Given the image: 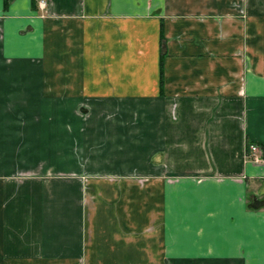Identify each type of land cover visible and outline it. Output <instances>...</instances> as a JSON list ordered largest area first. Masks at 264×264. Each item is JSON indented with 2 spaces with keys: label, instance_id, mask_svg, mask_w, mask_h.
<instances>
[{
  "label": "crops",
  "instance_id": "obj_1",
  "mask_svg": "<svg viewBox=\"0 0 264 264\" xmlns=\"http://www.w3.org/2000/svg\"><path fill=\"white\" fill-rule=\"evenodd\" d=\"M40 1L0 0L43 65L0 78V264H264V0Z\"/></svg>",
  "mask_w": 264,
  "mask_h": 264
},
{
  "label": "rangeland",
  "instance_id": "obj_2",
  "mask_svg": "<svg viewBox=\"0 0 264 264\" xmlns=\"http://www.w3.org/2000/svg\"><path fill=\"white\" fill-rule=\"evenodd\" d=\"M17 64H0V78L3 79V78H9V77H12V78H22V80L24 81L25 79H23L24 77H32V76H41L42 75V71H43V65L42 64H25V66H16ZM23 65V64H22ZM14 66L16 68H14ZM22 67V68H21ZM30 68H33V69H30ZM17 81V80H16ZM18 82V81H17ZM2 102H0L1 104ZM8 102H5V104H7ZM14 103H18V102H14ZM7 105H13L12 102L11 104L8 103ZM50 106L46 105V108H49ZM3 108L7 111L8 108H6L5 106L4 107H0L1 110H3ZM43 108H44V104H43ZM51 108L55 109V106L52 104L51 105ZM55 116H51V117H46V120L50 123H52L51 121H55ZM45 120V119H44ZM46 122V121H45ZM69 123V121H68ZM49 124V123H48ZM0 140H2L0 142V163L2 161H7L9 159H12L11 157H14V154H15V151L18 150L17 149H8V146H7V140H6V130L3 128V129H0ZM17 137V136H16ZM48 139H49V136L47 135ZM50 140V139H49ZM49 142V141H48ZM22 150V145L19 146ZM48 150V149H47ZM47 150H42L38 155L39 157L41 156L43 160L47 159L46 157L43 156L44 153L48 152ZM27 151H31V149L27 150ZM37 152V151H36ZM20 153H23V151H20ZM17 159V158H16ZM81 264H86V261L85 262H82Z\"/></svg>",
  "mask_w": 264,
  "mask_h": 264
},
{
  "label": "built area",
  "instance_id": "obj_3",
  "mask_svg": "<svg viewBox=\"0 0 264 264\" xmlns=\"http://www.w3.org/2000/svg\"><path fill=\"white\" fill-rule=\"evenodd\" d=\"M40 4L43 5L44 0H41ZM247 155L256 162H264L263 148L257 143L249 144Z\"/></svg>",
  "mask_w": 264,
  "mask_h": 264
},
{
  "label": "trees",
  "instance_id": "obj_4",
  "mask_svg": "<svg viewBox=\"0 0 264 264\" xmlns=\"http://www.w3.org/2000/svg\"><path fill=\"white\" fill-rule=\"evenodd\" d=\"M264 203V202H263Z\"/></svg>",
  "mask_w": 264,
  "mask_h": 264
}]
</instances>
